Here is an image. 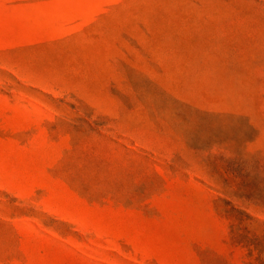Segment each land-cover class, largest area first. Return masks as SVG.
Wrapping results in <instances>:
<instances>
[{"label":"rangeland","instance_id":"374dc122","mask_svg":"<svg viewBox=\"0 0 264 264\" xmlns=\"http://www.w3.org/2000/svg\"><path fill=\"white\" fill-rule=\"evenodd\" d=\"M0 264H264V0H0Z\"/></svg>","mask_w":264,"mask_h":264}]
</instances>
